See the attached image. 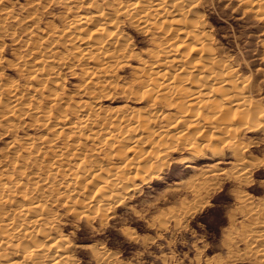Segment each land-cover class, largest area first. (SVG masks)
Returning <instances> with one entry per match:
<instances>
[{
  "label": "rangeland",
  "instance_id": "obj_1",
  "mask_svg": "<svg viewBox=\"0 0 264 264\" xmlns=\"http://www.w3.org/2000/svg\"><path fill=\"white\" fill-rule=\"evenodd\" d=\"M111 1L113 3H111ZM121 1L124 3H121ZM125 1H129L130 3L133 1L135 2L136 0H118V1L117 0H0V85H1L0 86V173H1L0 185L3 186L2 187L3 189L2 188L0 189V195L8 193L7 192L8 188L13 189L12 192H10L13 193L11 194L12 200L9 203V205H6L5 208H10L8 211H10L11 213L12 208L15 205H17L19 201L21 202V199L22 202H24L23 197L27 198L26 196L33 195V197H36L38 200L40 198L39 202L40 203L42 202L41 204L43 211L46 209L45 211H49L48 212L49 215L52 216V214L55 213L54 216L57 217V218L56 217L54 218V216L50 217V220L56 223V225H54L55 223L53 222L54 225L53 228L55 227L56 229H58V230H55V228L53 229L55 234L59 235L60 237L63 235L64 239L66 240L68 239L67 240L68 242L65 240V250H66L65 253L68 256V258L71 259L69 260V262L70 261L73 262V263L70 262V264H215V263L216 264H255V263L260 264L259 249H261L260 246H264L263 245L264 244L263 243L264 242L263 241L264 240L263 237L264 207H262L264 206V124H263L264 123V9L262 7L253 8L249 6L246 1L244 2L243 0H187L186 1V4H188L190 10L188 13H185L184 18L187 20L188 19L190 20V18L192 20L194 19L193 22L195 21V24L198 22L199 23L202 22V25L201 23L200 25L196 24V26H199L196 27V29H198L197 33H199L200 31L199 33L200 35L203 34V32L207 34V35L205 34L202 35L203 37L205 36L204 38H206L203 40V42H204V47L207 49L204 50L205 52L204 51L200 52L199 50L190 51L188 48V44L190 43L193 46L195 45L194 41L190 40V42L189 43L187 42V44L184 45L180 50L183 54L185 53L184 55L187 56L186 57L187 59L185 58L186 61L184 60V64L187 63V66L188 65L191 66L192 62L190 61H192L191 60L192 58H195L196 60L199 59L200 61L197 60V62H201V60L204 61L203 57L206 58L209 55V56H213L212 57L213 59L214 58L215 59L221 58V60L223 59V62L221 61V64L219 63L220 65L218 64L216 66L221 67L222 65H226L227 67L230 66V68L228 67L229 69H233L235 67L233 71L231 70L232 75L230 74V77L231 78L234 77L233 83H236L235 84L236 86L238 85L237 88L238 87L241 88L242 86L241 90L244 89L243 94L247 95L245 97L248 100L252 99L251 100L252 102L250 101V104L252 103L254 104L252 105L254 108V109L252 108V110H254V113L251 112V106L247 111L248 113L249 112L253 113V116H255L254 117L255 121L252 120L253 116L251 113H249L251 114L250 118H246L249 117L248 114H246L247 111L245 114H242L241 116L239 113L236 112L229 113L227 117L225 116L224 114L225 112H224L223 115H219L220 116L219 118H222V116H225V119L229 118V120L231 118L232 120H230V122L233 121L232 125L234 124L231 128L224 127L226 122H224L223 124V122L217 118L216 120L215 118H212L211 121L212 124L211 123L210 124L216 125L217 123V125L219 124L220 126H223V128H226L227 130L226 134L230 133V135L227 134L230 139H226V136H223L220 133L217 135L218 136L217 138L219 139H215L216 132L211 131L214 130V128L209 127L211 125H207L208 123L207 124L204 123V127L201 130H199V127H201L199 125H198L199 127L198 126L185 127V123L191 122L192 120L190 116L191 113L184 110L183 108L181 110L182 113H184L183 111H185V113H188L187 114L188 116H186V119L183 122L179 123V126L177 125L176 130L177 129L183 130L184 132L183 131L182 132L183 134L185 133L184 134L185 137L187 138L188 136L190 137L188 139H191V137L194 140L196 139L195 143L197 142L198 143L194 148L198 147L199 149L195 151L196 152L195 155L197 156L190 155L189 146L191 145L188 146L184 144L183 141L180 139L175 140L174 137H171L176 143L175 145L173 144L174 142L171 143L172 139L170 138L171 139L170 140L169 137H165L164 139L162 138L163 140L162 139L160 140L159 138H157L156 135H151L150 138L146 140L147 143L145 142L144 145H139L140 149H137L138 147L136 148L137 150H140V152H143L141 153L142 155L141 158L142 161L140 162L141 165L149 159L147 153L151 152L152 150L153 151L157 150L156 142L157 143L163 142L164 144L165 141L167 143L169 142L167 146L173 144V146H170L173 148L170 147L168 148V152H166L165 156L162 157V159H160L161 162L159 160L157 163V161L155 162L154 160L155 164H153V162L147 163L148 166L146 167L145 173L143 172V174L141 175L142 177L139 176L138 179V175H140L141 173L137 175H133L127 173V171L125 170L122 171L121 173L120 168L118 169L113 168L115 166L116 167L122 166L121 161L124 160L125 156L131 153L127 151L128 145H130L131 143L129 142L128 144V141L125 140L124 142L123 141L124 139L121 140L120 138L119 140H116L118 138H115L116 141L111 138H110L111 141H109V139L103 140L102 138L104 137L103 130L102 129L99 130V128H96L99 125L92 126V123L96 124V122L97 123L100 122L101 126H104V124H106L111 127L113 126L112 128L115 127L117 128L118 124H121L120 121L124 119L122 117L134 116L132 113L135 112L134 114L136 115V117H133L134 120H137L138 117L142 116V118L140 119L143 120V122L145 123L144 125L142 124L144 127L141 128L147 131L145 127H149V128L153 127V129H155L156 127L158 128L160 126L159 129L166 128L169 125L170 121L176 118V115L178 113L181 114L180 112L177 113L176 109L173 108L174 106L172 107L166 105L163 106V111L165 113L166 112L168 113V116L165 117H168L169 119L166 120L164 116H162V114H161L162 117L159 116V118L158 116H155L153 113L154 105L151 104L149 99H146V94L143 93L141 87L142 82H140L141 80L139 78L142 68L146 66L145 67L146 69L149 66L146 63L150 64L154 62L157 57L160 58L161 56H163L160 51V46L157 44H159L161 41L162 42L165 41L164 40L165 34L162 35V33H160L161 31H158L157 28L155 29L154 26L153 27L151 26L149 32L142 31L136 28L134 24L132 25L130 19L127 20L128 19L127 17L126 18L121 17L120 19L121 21L119 20L118 22V26H119L118 28L119 31L122 33L124 40L126 39L125 42L128 41L126 51H128L129 54L128 57L127 56L125 57L127 61H125L126 63L124 62V64L120 62L121 64L119 63L117 64V66L114 65L112 67L113 70H111V72L109 73L110 79L108 78V80H111L112 78L111 84L109 83L110 82L109 81L108 83L100 82L99 83L100 85L98 84V82L92 83L94 84L92 85L91 83L87 84L85 81H82L86 79L85 77L86 74H83L84 72L82 71L84 70L85 67L81 68V66H86V65L79 64L80 62L76 61L75 59L77 57L75 56L73 57L74 53L71 54L70 53L71 51H68L69 49H67V47H69L70 41L69 38H67L65 33L63 32L64 29H66V24H68L70 21H73V19L74 20L78 19V16L85 13L88 14V12L89 13L96 12V10L114 12L115 7L119 6V4L116 3L126 4ZM107 6L109 8H107ZM5 11L7 12V15ZM2 17L5 18L3 19ZM167 20L168 18H166L165 23L160 24L161 28H165L167 26L172 28L174 26H177V25L169 24ZM181 38L187 40L186 37L180 35L178 36V38H176L177 39L176 42H180L181 40H183ZM37 45H39L38 48H36ZM157 46L159 47V50H157L158 48ZM47 48L49 49L47 50ZM64 48L67 49V52ZM30 49L32 50L30 51ZM50 49L51 50L54 49V50L51 51ZM149 49H151V51ZM209 49H212L211 55L209 54L210 52ZM57 50H59L58 52L60 53L56 52ZM46 51L48 53H46ZM154 52L157 55H154L155 54ZM61 53L62 54L66 53L65 55L67 57L65 56L66 58H63V55H61ZM56 54H58L59 56ZM151 55H153L154 57H152ZM60 56L63 59H60ZM209 56L206 59L209 60ZM57 59L58 61L56 63ZM73 61H75V63ZM38 62L39 64H37ZM49 62H51L53 66L48 65L50 64ZM59 62L62 65L63 64L64 65L62 66ZM217 63L218 61L215 64ZM91 64H93V61H90L88 63V65ZM70 65H73L71 66L72 68H70ZM50 66L51 68H49ZM140 66H142V68H139ZM52 67L55 68V71L52 70L53 69ZM26 68L30 70H27ZM57 69L59 70L57 71ZM56 71L58 75L55 74ZM32 72L34 74H32ZM192 72H194V75H192L193 77L190 75L189 77L184 78L186 74L185 75L181 74L184 77H180L182 78L180 81L183 82L184 87L188 88V91L191 89L190 87H193L194 83L197 84L203 82L201 78L198 79L195 76V73H197L196 71H192ZM52 73L54 75H52ZM233 73L236 75H234ZM136 74L137 76L139 75L138 78ZM203 74L205 75L206 73L203 72ZM40 76H42L43 79L44 78L45 79L44 80L40 79L41 80L40 81L39 78H42ZM135 77L137 79H134ZM242 77L243 80L247 77L246 78L247 80L245 79L244 83L242 82L243 80H241ZM96 78L97 79L100 78L99 74H96L94 80H97ZM101 78L103 77L101 76ZM138 79L140 83L138 82V84H136ZM185 79L187 80L185 82L188 83H185L183 81ZM220 79L221 78H216L214 80H210L207 82L204 81V85L206 86V88H208L207 84L209 85V83L211 82L216 83V81H219ZM240 80L242 84L237 83ZM83 82L84 84H82ZM38 83L40 85H38ZM5 85L6 86L8 85V87H5ZM87 86L90 88H87ZM31 88L33 89L31 90ZM93 89L95 90L93 91ZM17 90L21 92H18ZM87 91L88 92L93 91V93L88 94ZM183 91L185 90H181L180 94L171 93V95H169L168 97L172 99L175 96L174 100L175 99L179 100L181 97H183L182 95L184 93ZM16 93L18 94L16 95ZM8 94L11 96H9ZM51 96H53L54 98H52ZM95 96H97V98ZM184 97L186 98V95ZM184 97L183 100H185ZM57 98L58 99L61 98L60 101H57L58 100ZM22 99L24 100V102ZM25 101L30 106L25 105L27 104L25 103ZM74 101L78 103H75ZM88 101L92 103V105L89 104V106H84L82 102H88ZM21 102H23L22 105ZM5 103L7 105L8 104L9 105L12 104V105H10L9 108ZM224 104H225L224 106L227 107L228 103H224ZM15 105L18 109L15 107ZM21 106L22 108H20ZM184 106L187 107V109H189V106L187 105ZM211 106H214V104ZM26 107L28 108L25 109ZM30 107L31 109H35V110L30 111L31 110ZM203 107H205L206 110ZM207 107L208 105L201 106V108H203V110L206 111V112L204 111L205 114L206 113L210 114L209 112L210 109H208L210 107L208 108ZM44 108L47 109L42 110ZM74 108L77 109V111L75 110L74 113L75 116L72 113L74 111ZM193 108H195L194 105L191 107V109ZM22 109L23 111L21 113ZM56 109L58 110V112ZM9 110H11L12 112H10ZM41 110L45 111L48 114L45 115V112H43L41 115ZM6 111H8V114ZM34 111L35 113H33ZM170 111L172 113L175 112L176 113L171 114ZM255 111H257V113ZM51 112L56 115L52 116L53 114ZM60 112L63 114H61ZM87 112H89V116H87V119L83 120L84 121L83 123L82 121L83 118L82 119L80 118L81 115L80 113L85 114ZM94 112L95 114H93ZM149 113L150 114L152 113L155 117H153V115H148ZM35 114H37V116H35ZM67 115H73V116H67ZM91 115L93 116L97 115V116L96 117L94 116L95 118L93 119ZM111 115L115 118L116 117L119 118L116 119L117 121L115 120L116 123L118 124H115L114 121L115 118L113 117L110 118ZM256 115H258V117ZM10 118L12 119L9 120ZM34 118L36 121H38L37 123L34 120ZM39 118H41V120L44 121H41ZM146 118H148V120ZM150 118H157V119L156 120L154 119L155 121H152V119ZM240 118L242 120H239ZM243 118L248 119L250 123L251 121H253L252 125L249 122H246V120H244ZM77 119H78V123H77ZM90 120H92L93 122ZM174 120L171 121V123L174 122ZM218 120H220L219 122H221L222 125L219 122H217ZM256 120L257 123L255 124L254 122H256ZM11 121H14L15 123ZM146 121H148L149 124L145 126V124H147ZM241 121L242 122L245 121L244 124L246 123V125L243 124L240 127L242 123ZM129 123L134 124L133 120L131 119L129 120ZM13 124H15L16 126ZM60 124H62L63 126H60ZM157 124L159 125L156 126ZM247 125L252 126L251 129L249 128L248 130L247 127L249 126ZM255 125H257V128L254 127ZM47 126L49 127L52 126V128L50 129ZM76 126L79 128L80 131L78 130V128L76 129ZM220 126L218 127L221 128ZM12 127H16V128L11 129ZM54 129L55 130L58 129L57 132L54 131L55 133H57V136L53 132ZM232 129H234L235 133L234 132L232 133L233 131ZM63 133L64 135H62ZM231 133L235 136H232ZM91 134H93L94 138H91L89 136ZM96 136L97 138H95ZM95 139H99L98 141L102 139L101 140L102 142L97 143L98 141ZM44 140L51 142H49L50 144H47V141ZM26 141H30V143L28 142L30 147L28 146V144H26L27 143ZM236 141L240 142V144ZM71 143L73 145L75 144V146L77 145L76 148L72 147ZM95 143H97L98 146L99 144H101L100 146L102 148L100 146H99L100 148L96 147ZM163 143L162 145H164ZM179 143L180 144L182 143L181 144L182 146L184 145L186 146L184 147H182L181 145L178 146ZM53 144L58 149L62 148L60 146H63V148L58 150ZM153 144L155 146H153ZM21 145H24V147L23 146L20 147ZM119 145L122 146L126 145V146L121 147ZM69 146L72 149L68 148ZM93 146L94 148H92ZM175 146L177 147L175 148ZM237 146H238L237 149H239L240 147L241 149L239 150L241 151L235 148ZM37 147L43 150H40ZM26 148L28 150L23 151V149ZM234 148L237 151H234L235 150ZM68 149H70L71 151H69ZM118 149L120 151L121 150L123 151L120 152ZM80 150L83 151V153H81ZM116 150L122 155H119V153H117ZM96 151H98V153ZM198 151H202V152L200 153ZM70 152H72L73 155ZM78 152H80L81 155ZM47 153L49 154L48 156ZM64 153L65 154L69 153L67 155L68 157L66 156L69 159L63 157ZM234 153L238 155L234 157L233 156ZM20 155H24V156H20ZM74 155L76 156L74 157ZM83 155L85 156L89 155V156L85 157ZM138 155H140V153ZM13 156L15 158H13ZM60 156L63 157L62 160ZM237 157L241 161V163L237 159ZM71 158L72 159L76 158V160L75 159L72 160ZM246 159L249 161H246ZM50 160L52 161V163L50 162ZM79 160L80 162H78ZM37 162L39 163L36 166H34ZM237 162L239 163L238 165ZM247 162L251 164L249 165V163ZM9 163L11 164L9 165ZM106 163L107 164L109 163L108 167H106L107 166ZM53 164L56 165V168L53 167L54 166ZM157 164H163L160 165V167L162 166L164 167L160 168ZM240 164L246 166L244 167L243 165ZM45 165L48 167V169L47 167L45 168L43 167ZM211 165L212 167H209ZM77 166H81V167H77ZM111 166L113 167L110 170ZM157 166L159 167V169ZM82 167L84 168L85 171L82 170L80 172L79 168L83 169ZM7 168L8 170L7 172H5ZM89 168L91 170H88ZM93 168L94 171L92 170ZM104 168L106 169L104 170ZM60 169H62L63 171ZM74 169L77 175L79 176L77 177L74 176L76 175ZM113 169L115 171H112ZM14 170H18V171L15 172ZM109 170L112 171L113 173L119 170L120 173L123 174L124 176L127 175H129V177L133 176L132 177L133 179H130V181L132 180L131 182L123 181L122 183H119L120 185L118 186H122V187H118L106 193L107 195H109V196L106 195L107 197H109L108 200L109 203L105 204V206H107L106 208L104 207V205L103 206L101 205L100 207L99 206L97 207L95 205V207L100 208V210L96 208L95 211H91L94 205L90 206L92 208L91 209L89 206L86 205L84 206V204H87L88 203L87 201H90L92 197H93L92 199L95 198V194L98 193V188L101 185L100 183H103L101 181L104 179V177L108 176ZM154 170L155 172H153ZM204 170L206 171L204 172ZM236 170L239 173L238 172L236 173ZM42 171L43 173H41ZM52 171L55 172L52 173ZM146 171L148 172V174ZM208 171L209 172L211 171V173L214 175H212ZM215 171L217 172L216 174L214 173ZM202 172L204 173L202 174ZM51 173L54 175H51ZM80 173L82 175H80ZM197 173L199 175H196ZM19 174L21 175V177ZM31 174H33V176H31ZM149 174L151 177L149 176ZM153 174H155L156 177ZM40 176L42 177L44 176V177L41 178ZM192 176L195 179H193ZM97 177L102 180L96 179ZM43 179L45 181H42ZM48 180H50L51 182L50 181L48 182ZM241 180L246 181L244 182L245 184L241 183ZM22 181L26 183V185H24L23 183V187L21 184ZM35 182L37 183L35 184ZM6 183L7 185H5ZM45 183L48 184L47 185L48 187L50 186L51 187L48 188L42 185ZM32 185H34L33 186L34 188L32 187ZM38 187L40 189H38ZM73 187H75L73 189L74 191L71 189ZM126 188H128V190ZM17 189L19 190L23 189V190L20 192ZM2 190H4L3 191L4 193L2 192ZM27 191H29V193H27ZM26 193L28 195H25ZM19 194H23V197ZM46 195H48V197ZM87 196L88 198H86ZM89 196L91 198H89ZM73 198H75V200ZM13 200H15L14 203ZM46 200L49 201L48 204H46L45 202ZM83 207L86 208L84 209ZM102 207L103 209L105 208V210H103ZM80 210H82V212H80ZM257 212H259V214H257ZM260 214L263 215V216L261 215L263 220L262 218H260L259 216ZM251 216L253 219L250 218ZM259 226L262 227L263 229L260 228ZM258 228L262 230L260 231L261 233L259 232ZM252 230H254L255 233H253ZM243 236H245L244 237L245 239L242 238ZM260 236L262 237L260 238ZM118 237L120 238L119 240L117 239ZM228 237H230V239H228ZM257 240L259 241L260 246L258 245L259 243H257ZM251 243H253V245ZM252 247L254 248L258 247L255 249L256 252L253 251L254 248Z\"/></svg>",
  "mask_w": 264,
  "mask_h": 264
},
{
  "label": "bare ground",
  "instance_id": "obj_2",
  "mask_svg": "<svg viewBox=\"0 0 264 264\" xmlns=\"http://www.w3.org/2000/svg\"><path fill=\"white\" fill-rule=\"evenodd\" d=\"M118 1V0H117ZM186 1L187 0H136L135 2L133 1V2H130L129 3V1H125L126 2V4H120V3H116V4H119V6L118 7H115V9H114V12L113 11H111V12H106V11H102V10H96V12H91V13H89L88 12V14H82V15H80V16H78V19H76V20H74L73 18V21H70L68 24H66V29H64V33H65V35H66V37L67 38H69V41H70V44H69V47H67V49H69L68 51H71L70 53L71 54H73V57L75 56V57H77V58H75L76 59V61H79L80 63L79 64H81V65H86V66H81V68H84V70H82L84 73L83 74H86V79L85 80H82V81H85L87 84L88 83H97L98 82V84L100 83V82H106V83H108L109 81V83L111 84V80H112V78H111V80H108V78L110 79V72H111V70H113L112 69V67L114 66V65H116L117 66V64H119L120 62L122 63V64H124V62L125 61H127V59L125 58L126 56L128 57V51H126V49H127V42H125V40H124V38H123V36H122V33L119 31V26H118V22H119V20L121 19V17H124V18H128L127 20H129L130 19V21H131V23H132V25L134 24V26L136 27V28H138V29H140V30H142V31H146V32H149V30H150V28H151V26L153 27H155V29L157 28V30L158 31H161L160 33H162V35L163 34H165L164 35V37H165V41H161L159 44H157V45H159L160 46V51H161V53H162V55L163 56H161L160 58H156V60L154 61V62H152V63H150V64H148V63H146L147 65H149L146 69H145V67H143L142 68V66H140L139 68H142V71H141V74H140V76H139V78H140V82H142V90H143V93H145L146 94V99H149L150 100V102H151V104H153L154 105V109H153V113H154V115L155 116H158V118H159V116H161V114H162V116H164V118L166 119V120H168L169 118L168 117H165V116H168V113L166 112H164L163 111V106H166V105H168V106H174L173 108L174 109H176V111H177V113L178 112H180L181 114H177L176 115V118H174V119H172L171 121H173L174 120V122H172L171 123V121H170V123H169V125L166 127V128H162V129H159V127L157 128H155V129H153V127H151V128H149V127H145L146 129H147V131L145 130V129H142L141 127H144L143 125H144V123L145 122H143V120H141L140 118H142V116L141 117H138L137 118V120H134V118L133 117H136V115L134 114L135 112H133L132 114L134 115V116H124V117H122V118H124L123 120L124 121H127V122H124L123 120H121L120 121V123L121 124H118V123H116V119L118 118V117H113L112 115H111V117L110 118H115L114 119V121H115V124H118V127L116 128H112L111 126H109V125H106V124H104V126H101V123L100 122H96V124L95 123H92V126H96V125H99L98 127H96V128H99V130H103V135H104V137H102L103 138V140H107V139H109V141H111L110 140V138L111 139H113V140H115V138H118V139H116V140H119V138L121 139V140H123L124 142H125V140L126 141H128V144H129V142L131 143L130 145H128V150L127 151H129V152H131L129 155H127V156H125L124 157V160H120L121 162H122V166L120 167H116L115 165H113V166H115V167H113V166H111V168H110V170L112 169V167L113 168H120V171H121V173H122V171H127V173H130V174H133V175H137V174H140V175H138V179H139V176L140 177H142L141 175L143 174V172L145 173V170H146V167L148 166V164L147 163H149V162H153V164H155L154 163V160H155V162L157 161V163H158V161L160 160V159H162V157H164L165 156V154H166V152H168V148L170 147V146H173V144H175L176 145V143L174 142V140L171 138V137H174V139L176 140H178V139H180V140H182L183 141V143L184 144H186V145H191V146H189L190 147V151H189V154L190 155H195L196 154V150L198 149V147L197 148H194L196 145H197V143H195L196 141V139L194 140V139H192V137H191V139H188V138H190L189 136H188V138L187 137H185V133L183 134V130H176V128H177V125L179 126V123H181V122H183L185 119H186V116H188L187 114L188 113H185V111H183L184 113H182V109L184 108V110H186V111H188L189 113H191V122H186L185 123V127H188V126H201V127H199V130H201L203 127H204V123H208L207 125H211L212 123H211V121H212V118H215V120H216V118L217 119H220L222 122H223V124H224V122H226V124H225V126L224 127H229V128H231L233 125H232V123H233V121H231L230 122V120H232L231 118H230V120H229V118L228 119H225V116L227 117L228 115H229V113H239L240 114V116L242 115V114H245L246 113V111L250 108V106H251V112H253L254 113V110H252V108H253V106L252 105H254L253 103L252 104H250V101L252 100H248L245 96H247V95H244L243 94V90H241V88H242V86H241V88L240 87H238L237 88V86L235 85L236 83H233L234 82V77L233 78H231L230 77V74L232 75V73H231V70L233 71V69L235 68H233V69H229L230 68V66H226V65H222L221 67L220 66H216V65H218L219 63L221 64V61L223 62V59L221 60V58L220 59H213L212 57L213 56H209V60L208 59H206V58H204L203 57V60L204 61H202L201 60V62H197V60H199V59H195V58H192L191 60L192 61H190V62H192V64H191V66L190 65H188L187 66V63L186 64H184V60H185V58L187 57L186 55H184L180 50H181V48L184 46V45H186L187 44V42L189 43L190 42V40L191 41H194V46L193 45H191L190 43L188 44V48H189V50L190 51H194V50H199L200 52H203L205 49H207V48H205L204 47V42H203V40L204 39H206V38H204L202 35H207L206 33H204L203 32V34H199L200 33V31H199V33H197V30L198 29H196V27H199V26H196V24L197 25H200V23H201V25H202V22H198V23H196L195 24V21L193 22V20L190 18V20L188 19H185L184 17V15H185V13H188L189 12V7H188V4H186ZM244 2L246 1L247 3H248V5L249 6H251V7H262L263 9H264V0H243ZM120 2V1H119ZM105 3V2H104ZM111 3H113L112 1H111ZM121 3H124V2H122L121 1ZM185 4V5H184ZM192 4H193V2H192ZM86 5V4H85ZM88 5V4H87ZM111 5V4H110ZM190 5V4H189ZM113 6V5H112ZM186 6V7H185ZM78 8V7H77ZM84 8V7H83ZM107 8H109L108 6H107ZM110 8H111V6H110ZM86 9V8H85ZM84 9V10H85ZM97 9V8H96ZM256 9V8H255ZM259 9V8H258ZM261 9V8H260ZM83 10V11H84ZM252 10H254V9H252ZM82 11V12H83ZM6 12V11H5ZM4 14V13H3ZM6 15H7V12H6ZM4 16V15H3ZM5 17H7V16H5ZM5 17H2L3 19L5 18ZM74 17V16H73ZM166 18H168V20H167V22L169 23V24H173V25H177V26H174V27H169V26H167V27H165V28H161V25L160 24H162V23H165L166 22ZM197 18V17H196ZM72 19H70V20H72ZM28 20V19H27ZM192 20V21H191ZM121 21V20H120ZM157 24H158V26H157ZM133 26V27H134ZM65 28V27H64ZM202 28V27H201ZM201 28H200V30H201ZM63 29V28H62ZM202 31H204V30H202ZM50 33V32H49ZM62 33V32H61ZM11 34V33H10ZM169 34V35H168ZM9 35V34H8ZM58 35V34H57ZM60 35V34H59ZM161 35V36H162ZM166 35H168V36H166ZM180 35H182L183 37H186V39L187 40H185V39H183V38H181V39H183V40H178V41H180V42H176V38H178V36H180ZM51 36V35H50ZM207 37V36H206ZM41 39V38H40ZM174 39H175V42H174ZM28 40V39H27ZM123 40V41H122ZM161 40V39H160ZM189 40V41H188ZM51 41V40H50ZM65 41V40H64ZM64 41H63V43H64ZM54 42V41H53ZM158 43V42H157ZM155 45V44H154ZM38 46L39 45H37V47L36 48H38ZM158 47V46H157ZM35 49V48H34ZM49 48H47V50H48ZM65 49V48H64ZM67 49H65L66 50V52H67ZM32 49H30V51H31ZM51 50V49H50ZM49 50V51H50ZM52 50H54V49H52ZM51 50V51H52ZM150 51H151V49H149ZM149 50H148V52H149ZM157 50H159V47L157 48ZM59 50H57L56 52H58ZM209 54L211 55L212 53H211V51H212V49H209ZM34 52H35V50H34ZM155 52H157V51H155ZM154 52V53H155ZM181 52V53H180ZM205 52V51H204ZM41 53V52H40ZM46 53H48L47 51H46ZM58 53H60V52H58ZM160 53V54H161ZM206 53H207V51H206ZM66 54V53H65ZM65 54H62L61 53V55H63V58H66L67 56L65 55ZM28 55H30V54H28ZM44 55H46V54H44ZM56 55H58V54H56ZM56 55H55V57H56ZM154 55H157L156 53L154 54ZM214 55V54H213ZM24 56V55H23ZM40 56V55H39ZM51 56V55H50ZM59 56V55H58ZM58 56H57V58H58ZM66 56V57H65ZM130 56V55H129ZM152 57H154L153 55H151ZM160 56V55H159ZM185 56V57H184ZM45 57V56H44ZM133 57V56H132ZM33 58H36V57H33ZM40 58V57H39ZM38 58V59H39ZM61 56H60V59H63ZM217 58V57H216ZM47 59H49V58H47ZM69 59V58H68ZM78 59V60H77ZM125 59V60H124ZM187 59V58H186ZM193 59H195V60H193ZM206 59V60H205ZM17 60V59H16ZM35 60V59H34ZM67 60V59H66ZM123 60V61H122ZM208 60V61H207ZM218 61V63L217 64H215L217 61ZM33 61V60H32ZM57 61H58V59L56 60V63H57ZM61 61H63V60H61ZM90 61H93V64H91V65H88V63L90 62ZM186 61V60H185ZM200 61V60H199ZM220 61V62H219ZM225 61V60H224ZM67 62V61H66ZM74 63H75V61H73ZM25 63H28V62H25ZM35 63V62H34ZM50 64H48V65H52L51 64V62H49ZM54 63V62H53ZM60 63V62H59ZM120 63V64H121ZM126 63V62H125ZM37 64H39V62L37 63ZM43 64V63H42ZM61 64V63H60ZM66 64V63H65ZM78 64V65H79ZM142 64V63H141ZM145 64V63H144ZM190 64V63H189ZM219 64V65H220ZM223 64H225V63H223ZM28 65V64H27ZM32 65V64H31ZM47 65V66H48ZM62 65V64H61ZM64 65V64H63ZM62 65V66H63ZM230 65V64H229ZM233 65V64H232ZM46 66V65H45ZM53 66V65H52ZM71 66H73V65H70V68H72ZM177 66V67H176ZM31 67V66H30ZM59 67V66H58ZM65 67V66H64ZM80 67V66H79ZM174 67V68H173ZM19 68V67H18ZM41 68V67H40ZM46 68V67H45ZM49 68H51V66L49 67ZM53 68V67H52ZM55 68H56V66H55ZM55 68H53L52 70H54L55 71ZM66 68V67H65ZM69 68V69H70ZM20 69V68H19ZM27 70H30V69H28V68H26ZM33 69V68H32ZM38 70H40V69H38ZM59 69H57V71H58ZM81 70V69H80ZM33 71V70H32ZM48 71V70H47ZM57 71L55 72V74H57ZM140 71V70H139ZM192 71H196L197 73H195V76L199 79V78H201V80L203 81H201L202 83H197V84H193V87H190L191 89L188 91V88L187 87H184L183 85V82H181L180 80L182 79V78H180V77H184V76H182V75H188V76H186L185 75V77L184 78H186V77H189L190 75L192 76V75H194V72H192ZM35 72V71H34ZM53 72V71H52ZM203 72H205L206 74L204 75L203 74ZM39 73V72H38ZM193 73V74H192ZM234 73H235V71H234ZM233 73V74H234ZM32 74H34L33 72H32ZM46 74V73H45ZM96 74H99V76H100V78H101V76L103 77V78H96L97 80H94V77L96 76ZM112 74V73H111ZM138 74H139V72H138ZM182 74V75H181ZM39 75V74H38ZM37 75V76H38ZM47 75H49V74H47ZM47 75H45V76H47ZM51 75V74H50ZM52 75H54L53 73H52ZM58 75V74H57ZM234 75H236V74H234ZM44 76V77H45ZM136 76H137V74H136ZM138 76H137V78H138ZM194 76V77H195ZM245 76V75H244ZM35 77H36V75H35ZM39 77V76H38ZM40 77H42V76H40ZM98 77V76H97ZM193 77V76H192ZM55 78V77H54ZM136 77L134 78V79H137ZM183 78V79H184ZM191 78V77H190ZM216 78H221L219 81H216V83H213V82H211V83H209V85L207 84V87L208 88H206V86L204 85V81L205 82H207V81H210V80H214V79H216ZM239 78V77H238ZM247 78V77H246ZM245 78V79H246ZM36 79V78H35ZM40 79H43V77L42 78H39V80ZM45 79V78H44ZM43 79V80H44ZM47 79H49V78H47ZM236 79V78H235ZM240 79V78H239ZM245 79L243 80V77H242V79L241 80H243L242 82L244 83V81H245ZM55 80V79H54ZM54 80H53V82H54ZM189 80V79H188ZM194 80H196V79H194ZM238 80V79H237ZM241 80L239 81V82H237V81H235V82H237L238 84L239 83H241L242 84V82H241ZM247 80V79H246ZM35 81V80H34ZM41 81V80H40ZM57 81V80H56ZM184 82L185 81H187L186 79L185 80H183ZM190 81V80H189ZM12 82V81H11ZM133 82V81H132ZM135 82V81H134ZM138 82H139V79L137 80V83L136 84H138ZM139 82V83H140ZM43 83V82H42ZM85 83V84H86ZM145 83V84H144ZM185 83H188V82H185ZM9 84V83H8ZM11 84H13V83H11ZM31 84V83H30ZM82 84H84V82L82 83ZM86 84V85H87ZM90 84V85H91ZM16 85V84H15ZM28 85V84H27ZM26 85V86H27ZM38 85H40L39 83H38ZM37 85V86H38ZM60 85H61V83H60ZM92 85H94V84H92ZM100 85V84H99ZM105 85V84H104ZM109 85V84H108ZM191 85V84H190ZM1 86V85H0ZM41 86H43V85H41ZM89 86V85H88ZM87 86V88H90V87H88ZM192 86V85H191ZM5 87H8V85L6 86L5 85ZM14 87V86H13ZM82 87H84V86H82ZM81 87V88H82ZM98 87V86H97ZM132 87V86H131ZM2 88V87H1ZM36 88V87H35ZM34 88V89H35ZM240 88V89H239ZM243 88H245V87H243ZM18 89V88H17ZM27 89H28V87H27ZM33 88H31V90H32ZM129 89V88H128ZM13 90H14V88H13ZM95 89H93V91H94ZM181 90H185V91H183L184 93L182 94L183 95V97L186 95V98H185V100H183V97H181L179 100H177V99H175L174 100V98H175V96H174V98H169L168 96L169 95H171V93L172 94H176V93H181ZM6 91H8V90H6ZM18 91V90H17ZM26 91V90H25ZM34 91V90H33ZM40 91V90H39ZM84 91V90H83ZM89 91H91V90H89ZM93 91L92 92H88L87 91V93L88 94H92L93 93ZM100 91H102V90H100ZM14 92H16V91H14ZM18 92H21V91H18ZM56 92V91H55ZM187 92H189V93H187ZM11 93V92H10ZM102 93V92H101ZM7 94V93H6ZM18 93H16V95H17ZM29 94V93H28ZM50 94H53V93H50ZM49 94V95H50ZM55 94V93H54ZM57 94V93H56ZM83 94V93H82ZM106 94H108V93H106ZM9 95V94H8ZM24 95H25V93H24ZM181 95V96H182ZM250 95V94H249ZM9 96H11V95H9ZM14 96H15V94H14ZM31 96V95H30ZM48 96V95H47ZM87 96V95H86ZM28 97V96H27ZM52 98H54L53 96H51ZM92 97V96H91ZM96 98H97V96H95ZM98 97H99V95H98ZM8 98V97H7ZM11 98V97H10ZM13 98V97H12ZM15 98H17V97H15ZM30 98V97H29ZM95 98V99H96ZM176 98H177V95H176ZM248 98H249V96H248ZM252 98V97H251ZM24 99V98H23ZM22 99V100H23ZM58 99V98H57ZM61 99V98H60ZM60 99H58L57 101H60ZM92 99H94V98H92ZM2 100V99H1ZM6 100V99H5ZM10 100V99H9ZM18 100H19V97H18ZM29 100V99H28ZM27 100V101H28ZM69 100V99H68ZM83 101H86V100H83ZM23 102H24V100H23ZM23 102H21V105H22V103ZM52 102V101H51ZM75 102V101H74ZM252 102V101H251ZM7 103H8V101H7ZM9 103H12V102H9ZM16 103V102H15ZM25 103H27L26 101H25ZM57 103V102H56ZM64 103V102H63ZM75 103H78V102H75ZM83 104H84V106H89V104L90 105H92V103H90L89 101L88 102H82ZM82 103H80V104H82ZM94 103V102H93ZM224 103H228V105H227V107L226 106H224L225 104ZM6 104V103H5ZM18 104V103H17ZM50 104V103H49ZM66 104V103H65ZM214 104V106H211V105H213ZM7 105V104H6ZM10 105H12V104H10ZM9 104L7 105L8 107L10 106ZM25 105H27V106H30V105H28V103L27 104H25ZM64 105V104H63ZM184 105H187V106H189V109H187V107H185ZM195 106V108H193V109H191V107L192 106ZM205 105H208V107H210V108H208V109H210V114H205L204 113V111L206 110L205 109V107H203L205 110H203V108H201V106H205ZM20 106V105H19ZM32 106V105H31ZM62 106V105H61ZM82 106V105H81ZM150 106H152V105H150ZM149 106V107H150ZM191 106V107H190ZM199 106H200V108H199ZM228 106H229V109H228ZM15 107H16V105H15ZM33 107V106H32ZM80 107V106H79ZM95 107V106H94ZM97 107V106H96ZM99 107V106H98ZM255 107V106H254ZM10 108V107H9ZM17 108V107H16ZM20 108H22V106L20 107ZM28 107H26L25 109H27ZM48 108V107H47ZM47 108H44V109H42V110H45V109H47ZM86 108V107H85ZM88 108V107H87ZM18 109V108H17ZM30 109H31V107H30ZM60 109V108H59ZM70 109H71V107H70ZM83 109H84V107H83ZM94 109H96V108H94ZM254 109V108H253ZM8 110V109H7ZM11 110H12V108H11ZM11 110H9L10 112H12ZM32 110H35V109H31L30 111H32ZM41 110V115H42V113L43 112H45V111H42ZM57 110V109H56ZM75 110L77 111V109H75L74 108V111L72 112L73 114L75 113ZM87 110V109H86ZM92 110V109H91ZM151 110V109H150ZM164 110H166V109H164ZM203 110V111H202ZM225 110H228V111H225ZM17 111V110H16ZM15 111V112H16ZM19 111V110H18ZM22 111H23V109L21 110V113H22ZM49 111V110H48ZM63 111V110H62ZM71 111V110H70ZM90 111V110H89ZM93 111V110H92ZM97 111V110H96ZM95 111V112H96ZM102 111V110H101ZM128 111V110H127ZM148 111V110H147ZM7 112V114H8V111H6ZM14 112V113H15ZM24 112H26V111H24ZM23 112V113H24ZM39 112V111H38ZM54 112V111H53ZM57 112H58V110H57ZM79 112V111H78ZM95 112L93 113V114H95ZM149 112V111H148ZM171 112V111H170ZM206 112V111H205ZM225 112V113H224ZM251 112H249V113H251ZM256 113H257V111H255ZM13 113V114H14ZM33 113H35V111L33 112ZM37 113V112H36ZM52 113V112H51ZM61 113V112H60ZM121 113V112H120ZM119 113V114H120ZM123 113V112H122ZM176 113V112H175ZM175 113H172L171 112V114H175ZM223 113L225 114V116H222V118H219L220 116L219 115H223ZM248 113V111H247V113L246 114H248V116L249 117H246V118H250V115L252 114V116H253V113H251V114H249ZM255 113V114H256ZM25 114V113H24ZM38 114V113H37ZM37 114H35V116H37ZM46 114H48V113H46L45 112V115ZM53 114V113H52ZM58 114V113H57ZM61 114H63V113H61ZM65 114V113H64ZM67 114V113H66ZM69 114H70V112H69ZM81 115H80V118L82 119V121L84 120V119H87V116H89V112H87V113H80ZM90 114H92V113H90ZM2 115H5V114H2ZM18 115V114H17ZM54 115H56V114H53L52 116H54ZM100 115V114H99ZM109 115V114H108ZM129 115V114H128ZM138 115V114H137ZM148 115H153L152 113L150 114H148ZM153 115V117H155ZM170 115V114H169ZM236 115V114H235ZM262 115V114H261ZM34 116V117H35ZM67 116H73V115H67ZM74 116H75V114H74ZM92 117H93V119L97 116H93V115H91ZM90 116V117H91ZM101 116H103V115H101ZM115 116V115H114ZM140 116V115H139ZM161 116V117H162ZM231 116V115H230ZM233 116V115H232ZM239 116V117H240ZM257 117H258V115H256ZM19 117V116H18ZM32 117V116H31ZM40 117H43V116H40ZM48 117V116H47ZM46 117V118H47ZM64 117H65V115H64ZM148 117V116H147ZM175 117V116H174ZM224 117V118H223ZM255 116H253V118H252V120H254L255 121V118H254ZM9 118V117H8ZM17 118V117H16ZM49 118V117H48ZM61 118V117H60ZM63 118V117H62ZM70 118V117H69ZM68 118V119H69ZM78 118V117H77ZM103 118H105V117H103ZM103 118H101V119H103ZM109 118V119H110ZM173 118V117H172ZM6 119V118H5ZM12 118H10L9 120H11ZM40 120H41V118H39ZM54 119V118H53ZM55 119H56V117H55ZM67 119V120H68ZM100 119V118H99ZM119 119V118H118ZM133 120V123L134 124H130L129 123V120ZM136 119V118H135ZM144 119V118H143ZM147 120H148V118H146ZM150 119H152V121H155L157 118H150ZM155 119V120H154ZM171 119V118H170ZM244 119V118H243ZM256 119H258V118H256ZM34 120H35V118H34ZM62 120V119H61ZM142 122H141V121ZM203 120V121H202ZM220 120H218L217 122H219ZM238 120V119H237ZM239 120H242L241 118L239 119ZM244 120H246V122H249L250 123V121L248 120V119H244ZM6 121V120H5ZM8 121V120H7ZM22 121V120H21ZM36 121V120H35ZM41 121H44V120H41ZM74 121V120H73ZM86 121V120H85ZM90 121H92V120H90ZM89 121V122H90ZM99 121H101V120H99ZM103 121V120H102ZM106 121V120H105ZM10 122V121H9ZM11 122H14V121H11ZM16 122H18V121H16ZM33 122V121H32ZM38 121H36V123H37ZM50 122H52V121H50ZM56 122V121H55ZM66 122V121H65ZM76 122V121H75ZM81 122V121H80ZM93 122V121H92ZM112 122V121H111ZM147 122V124H145V126L146 125H148L149 123H148V121H146ZM234 122H236V121H234ZM242 122V121H241ZM244 122L245 121H243L242 123H241V125H240V123H239V125H240V127L244 124ZM261 122V121H260ZM15 123V122H14ZM23 123V122H22ZM21 123V124H22ZM45 123H46V120H45ZM59 123V122H58ZM70 123H71V121H70ZM77 123H78V119H77ZM77 123H74V124H77ZM83 123H84V121H83ZM153 123V122H152ZM211 123V124H210ZM216 123V122H215ZM221 125H222V123L221 122H219ZM252 123H253V121H251V125H252ZM255 124L257 123V120H256V122H254ZM5 124V123H4ZM10 124V123H9ZM53 124V123H52ZM54 124H56V123H54ZM68 124V123H67ZM73 124V123H72ZM88 124V123H87ZM109 124H110V121H109ZM114 124V123H113ZM112 124V125H113ZM143 124V125H142ZM264 124V123H263ZM13 125H15V124H13ZM51 125V124H50ZM49 125V126H50ZM71 125V124H70ZM80 125V124H79ZM159 124H157L156 126H158ZM244 125H246V123L244 124ZM259 125V124H258ZM261 125V124H260ZM6 126V125H5ZM16 126V125H15ZM49 126H47L48 128H52V126L51 127H49ZM53 126H55V125H53ZM60 126H63L62 124H60ZM89 126V125H88ZM206 126V125H205ZM218 126H220L219 124L217 125V123H216V125H211V126H209V127H213L214 128V130H211V131H213V132H216V138L215 139H219V138H217L218 136V134L220 133V134H222L223 136H226V139H230L229 138V136L227 135V134H229L230 135V133H227L226 134V132H227V130H226V128H223V126H220L221 128H219ZM247 126H249V125H247ZM10 127H11V125H10ZM46 127V126H45ZM58 127H59V124H58ZM68 127V126H67ZM66 127V128H67ZM243 127H245V126H243ZM242 127V128H243ZM251 127L252 126H249V127H247L248 128V130H249V128L251 129ZM254 127H256L257 128V125H255ZM4 128V127H3ZM13 128H16V127H12L11 129H13ZM61 128V127H60ZM78 127L76 126V129H77ZM149 128V129H148ZM212 128V129H213ZM228 128V129H229ZM237 128H239V127H237ZM72 129V128H71ZM70 129V130H71ZM75 129V130H76ZM90 129H92V128H90ZM244 129V128H243ZM47 130V129H46ZM58 130V129H57ZM57 130H53V132L54 131H56L57 132ZM64 130V129H63ZM78 130H79V128H78ZM197 130V129H196ZM233 131H232V133L234 132V129H232ZM5 131V130H4ZM51 131V130H50ZM80 131V130H79ZM87 131V130H86ZM90 131H92V130H90ZM98 131V130H97ZM96 131V132H97ZM183 131V132H182ZM195 131V130H194ZM198 131V130H197ZM83 132H84V130H83ZM88 132V131H87ZM230 132H231V130H230ZM52 133V132H51ZM62 133V132H61ZM70 133V132H69ZM72 133V132H71ZM79 133V132H78ZM231 133V134H232ZM235 133V132H234ZM243 133V132H242ZM256 133V132H255ZM54 134H56V136H57V133H55L54 132ZM68 134V133H67ZM85 134V133H84ZM83 134V135H84ZM102 134V133H101ZM197 134V133H196ZM200 134V133H199ZM62 135H64V133L62 134ZM66 135V134H65ZM78 135V134H77ZM82 135V136H83ZM98 135V134H97ZM151 135H156L157 136V138H159L160 140L163 138H165V137H169V139L171 140V143L172 142H174L173 144H170V145H168L167 146V144H169V142L167 143L166 141H165V144L162 142V141H160V142H162L164 145H162V143H157L156 142V146H157V150H152L151 152H149V153H147L148 155V157H149V159L147 160V161H145L142 165L140 164V162L142 161V155H141V153H143V152H140V150H137V149H140V146L139 145H144V143L146 142V140H148V138H150V136ZM222 135H219V136H222ZM237 135V134H236ZM45 136V135H44ZM54 136V135H53ZM55 136V137H56ZM73 136V135H72ZM85 136V135H84ZM91 138H94L93 137V134H91V135H89ZM155 136V137H156ZM187 136V135H186ZM232 136H235V135H233L232 134ZM14 137V136H13ZM16 137V136H15ZM54 137V138H55ZM90 137H89V139H90ZM100 137V136H99ZM228 137V138H227ZM259 137V136H258ZM25 138H26V136H25ZM41 138V137H40ZM85 138V137H84ZM95 138H97V136L95 137ZM147 138V139H146ZM194 138V137H193ZM197 138H198V136H197ZM221 138V137H220ZM225 138V137H224ZM223 138V139H224ZM255 138V137H254ZM263 138V137H262ZM86 139V138H85ZM100 139V138H99ZM99 139H95V140H99ZM156 139V138H155ZM162 139V140H163ZM231 139H232V137H231ZM23 140V139H22ZM38 140V139H37ZM41 140H43V139H41ZM77 140V139H76ZM76 140H75V143H76ZM80 140V139H79ZM95 140H94V142H95ZM102 140V139H101ZM96 141L97 143H100V142H102V141ZM115 140V141H116ZM169 140V141H170ZM222 140V139H221ZM234 140V139H233ZM17 141V140H16ZM44 141H47V140H44ZM53 141V140H52ZM54 141H56V140H54ZM78 141V140H77ZM108 141V142H109ZM150 141V140H149ZM207 141V140H206ZM227 141V140H226ZM230 141V140H229ZM23 142H25V141H23ZM27 143L26 144H28V142L30 143V141H26ZM49 142H51V141H49ZM48 141H47V144H50ZM93 142V141H92ZM103 142H105V141H103ZM154 142V141H153ZM200 142V141H199ZM223 142V141H222ZM233 142V141H232ZM236 142H238V141H236ZM41 143V142H40ZM63 143V142H62ZM97 143H95V146L96 147H98V148H100L101 146V144H99V146H98V144ZM147 143V142H146ZM155 143V142H154ZM195 143V144H194ZM225 143V142H224ZM231 143V142H230ZM239 144H240V142H238ZM243 143V142H242ZM250 143V142H249ZM25 144V145H26ZM33 144H35V143H33ZM82 144V143H81ZM84 144V143H83ZM92 144V143H91ZM97 144V145H96ZM104 144V143H103ZM111 144V143H110ZM182 144V143H181ZM180 143L178 144V146H180L181 145ZM42 145V144H41ZM52 145V144H51ZM54 145V144H53ZM65 145V144H64ZM68 145V144H67ZM127 145V144H126ZM126 145H123V146H126ZM166 145V146H165ZM186 145H184V146H186ZM199 145V144H198ZM242 145H244V144H242ZM249 145V144H248ZM252 145V144H251ZM24 147V145H21L20 147ZM28 146H29V144H28ZM32 146V145H31ZM35 146V145H34ZM40 146V145H39ZM55 146V145H54ZM57 146H59V145H57ZM71 146L72 147H75L76 148V146H75V144L73 145L72 143H71ZM108 146V145H107ZM119 146H121V147H123L122 145H119ZM153 146H155L154 144H153ZM160 146H161V148H160ZM182 146V145H181ZM184 146H182V147H184ZM30 147V146H29ZM36 147V146H35ZM56 147V146H55ZM60 147H62L63 148V146H60ZM91 147V146H90ZM118 147V146H117ZM138 147V148H137ZM177 146H175V148H176ZM246 147V146H245ZM38 148V147H37ZM57 148V147H56ZM62 148H59V149H62ZM67 148V147H66ZM68 148H70V146L68 147ZM92 148H94V146L92 147ZM102 148V147H101ZM137 148V149H136ZM160 148V149H159ZM170 148H173V147H170ZM236 149L238 148V146L237 147H235ZM234 148V149H235ZM15 149V148H14ZM34 149V148H33ZM38 149H40V148H38ZM58 149V148H57ZM58 149V150H59ZM70 149H72V148H70ZM70 149H68L69 151H71ZM78 149H81V148H78ZM90 149V148H89ZM119 149H122V148H119ZM118 149V150H119ZM125 149V148H124ZM183 149V148H182ZM214 149V148H213ZM234 150V151H237V150H239V149H241L240 147H239V149H237V150ZM16 150H17V148H16ZM24 150H28L27 148L26 149H23V151ZM40 150H43V149H40ZM45 150V149H44ZM67 150V151H68ZM91 150H93V149H91ZM149 150H151V149H149ZM172 150V149H171ZM199 150V149H198ZM39 151V150H38ZM66 151V152H67ZM73 151V150H72ZM81 151V150H80ZM117 151V150H116ZM120 151V150H119ZM123 150H121L120 152H122ZM143 151V150H142ZM144 151H146V150H144ZM185 151V150H184ZM219 151V150H218ZM233 151V152H234ZM239 151H241V150H239ZM56 152V151H55ZM76 152V151H75ZM92 152V151H91ZM97 153H98V151H96ZM137 152H138V154L140 153V155H138L137 154ZM198 152H202V151H198ZM216 152V151H215ZM18 153V152H17ZM16 153V154H17ZM41 153V152H40ZM43 153V152H42ZM50 153H52V152H50ZM63 153V152H62ZM71 154H72V152H70ZM78 153H80V152H78ZM81 153H83V151H81ZM81 153H80V155H81ZM89 153H90V151H89ZM115 153V152H114ZM117 153H119L118 151H117ZM188 153V152H187ZM238 153V152H237ZM21 154V153H20ZM28 154V153H27ZM36 154V153H35ZM44 154V153H43ZM57 154H58V152H57ZM65 154V153H64ZM63 154V157H66L68 154H65L64 155ZM146 154V153H145ZM168 154V153H167ZM197 154H199V153H197ZM212 154V153H211ZM235 154V153H234ZM233 154V156L235 157V156H237L236 154L234 155ZM24 155H26V154H24ZM24 155H20V156H24ZM41 155V154H40ZM39 155V156H40ZM49 154L47 153V156H48ZM51 155V154H50ZM73 155V154H72ZM71 155V156H72ZM79 155V156H80ZM119 155H122V154H120L119 153ZM232 155V154H231ZM230 155V156H231ZM14 156H15V153H14ZM13 156V158H15ZM19 156V157H20ZM30 156V155H29ZM47 156H45V157H47ZM76 155H74V157H75ZM83 156H85V155H83ZM86 156H89V155H86ZM85 156V157H86ZM92 156V155H91ZM167 156V155H166ZM195 156H197V155H195ZM27 157V156H26ZM34 157V156H33ZM54 157V156H53ZM61 157V160H62V156H60ZM68 157V156H67ZM66 157V158H67ZM146 157V156H145ZM188 157V156H187ZM192 157H194V156H192ZM205 157V156H204ZM208 157V156H207ZM232 157V156H231ZM22 158V157H21ZM20 158V159H21ZM24 158V157H23ZM73 158V157H72ZM71 158V159H72ZM79 158V157H78ZM244 158V157H243ZM249 158V157H248ZM25 159V158H24ZM24 159H22V160H24ZM34 159V158H33ZM47 159V158H46ZM57 159V158H56ZM58 159H60V158H58ZM67 159H69V158H67ZM70 159V160H71ZM75 160H76V158H74ZM74 159H72V160H74ZM81 159H83V158H81ZM167 159V158H166ZM193 159V158H192ZM236 159V158H235ZM237 159H238V157H237ZM236 159V160H237ZM164 160V159H163ZM239 160V159H238ZM242 160V159H241ZM36 161H38V160H36ZM64 161V160H63ZM119 161V162H120ZM182 161V160H181ZM240 161V160H239ZM243 161V160H242ZM246 161H249V160H247L246 159ZM31 162V161H30ZM44 162V161H43ZM50 162L52 163V161L50 160ZM57 162V161H56ZM66 162V161H65ZM71 162V161H70ZM78 162H80V160L78 161ZM94 162H96V161H94ZM118 162V163H119ZM160 162H161V160H160ZM159 162V163H160ZM163 162V161H162ZM19 163V162H18ZM22 163V162H21ZM24 163H25V161H24ZM39 162H37L34 166H36L37 164H38ZM50 163V164H51ZM69 163V162H68ZM72 163V162H71ZM118 163H117V165H118ZM165 163V162H164ZM240 163H241V161H240ZM247 163H249V162H247ZM11 163H9V165H10ZM59 164V163H58ZM78 164V163H77ZM107 164V163H106ZM109 164V163H108ZM108 164H107V166L106 167H108ZM116 164V163H115ZM119 164V165H120ZM239 163L237 162V165H238ZM251 163H249V165H250ZM20 165V164H19ZM24 165H26V164H24ZM23 165V166H24ZM54 165V164H53ZM73 165V164H72ZM75 165H76V163H75ZM110 165H112V164H110ZM110 165H109V167H110ZM159 167H160V165H163V164H157ZM164 165H166V164H164ZM240 165H243V164H240ZM6 166V165H5ZM23 166H21V167H23ZM81 166H83V165H81ZM81 166H77V167H81ZM99 166V165H98ZM157 166V167H158ZM244 166V165H243ZM242 166V167H243ZM246 166V165H245ZM244 166V167H245ZM7 167V166H6ZM21 167H19V168H21ZM33 167V166H32ZM38 167V166H37ZM44 168L45 167H47L46 165L45 166H43ZM52 167V166H51ZM50 167V168H51ZM53 167H55L56 168V165H54ZM154 167V166H153ZM156 167V166H155ZM159 167H158V169H159ZM162 167H164V166H162ZM162 167H160V168H162ZM209 167H212V165L211 166H209ZM243 167V168H244ZM11 168V167H10ZM15 168V167H14ZM49 168V169H50ZM83 168V167H82ZM91 168V167H90ZM88 169V170H91V169ZM94 168H97V167H94ZM94 168L92 169L93 171H94ZM145 168V169H144ZM194 168V167H193ZM234 168V167H233ZM240 168V167H239ZM12 169V168H11ZM16 169V168H15ZM36 169V168H35ZM38 169V168H37ZM47 169H48V167H47ZM69 169H70V167H69ZM68 169V170H69ZM80 169V172L82 171V170H84V168L83 169H81V168H79ZM106 168H104V170H105ZM108 169V168H107ZM148 169V168H147ZM217 169V168H216ZM241 169V168H240ZM248 169V168H247ZM7 170H8V168L6 169V171L5 172H7ZM19 170H21V169H19ZM32 170V169H31ZM34 170V169H33ZM51 170V169H50ZM49 170V171H50ZM53 170V169H52ZM60 170H62V169H60ZM59 170V171H60ZM87 170V169H86ZM109 170V173H108V176L107 177H104V179L102 180V179H99L98 177H99V175H98V177L96 178V179H98V180H102L101 182H103V183H100L101 185L99 186V188H98V193L97 194H95V198L94 199H92L90 196H89V198H91V200L90 201H87L86 203L88 204H84V206L86 205V206H93V209L91 210V211H95L96 210V208L99 206H103L104 205V207L106 208L107 206H105V204H107V203H109V197H107V196H109V195H107L106 193L107 192H110V191H112V190H114V189H116V188H118V187H122V186H118V185H120L119 183H122L123 181H129V182H131L130 181V179H133L132 177L133 176H130L129 177V175H127V176H124L123 174H121L120 173V171L118 170V171H116L115 173H113L112 171H115L114 169L112 170V171H110ZM152 170H153V168H152ZM232 170H234V169H232ZM243 170V169H242ZM249 170V169H248ZM1 171H2V169H1ZM15 172L16 171H18V170H14ZM22 171H23V169H22ZM28 171V170H27ZM37 171H39V170H37ZM44 171V170H43ZM43 171L41 172V173H43ZM63 171V170H62ZM85 171V170H84ZM140 171V172H139ZM161 171V170H160ZM206 170H204V172H205ZM238 171H239V169H238ZM237 170H236V173L238 172ZM245 171V170H244ZM20 172V171H19ZM34 172H36V171H34ZM47 172V171H46ZM55 171H52V173H54ZM74 172H75V169H74ZM104 172H106V171H104ZM110 172H111V174H110ZM147 172V171H146ZM153 172H155V170L153 171ZM204 172H202V174L204 173ZM209 172V171H208ZM212 172H213V169H212ZM241 172V171H240ZM248 172V171H247ZM9 173V172H8ZM30 173V172H29ZM28 173V174H29ZM38 173V172H37ZM51 173V175H54V174H52ZM61 173V172H60ZM76 173V172H75ZM84 173V172H83ZM86 173V172H85ZM88 173V172H87ZM94 173V172H93ZM158 173H159V171H158ZM160 173H162V172H160ZM209 173H211V171L209 172ZM215 174L217 173L216 171L214 172ZM227 173V172H226ZM239 173V172H238ZM1 174V173H0ZM46 174V173H45ZM44 174V175H45ZM59 174V173H58ZM90 174V173H89ZM106 174V173H105ZM147 174H148V172H147ZM151 174V173H150ZM150 174H149V176H150ZM201 174V173H200ZM207 174V173H206ZM212 174V173H211ZM18 175V174H17ZM20 175V174H19ZM60 175V174H59ZM80 175H82L81 173H80ZM152 175V174H151ZM153 175H155V174H153ZM158 175V174H157ZM196 175H199L198 173L196 174ZM205 175V174H204ZM210 175V174H209ZM212 175H214V174H212ZM211 175V176H212ZM26 176V175H25ZM25 176H23V177H25ZM31 176H33V174H31ZM65 176H66V174H65ZM74 176H79V175H77V173H76V175H74ZM85 176V175H84ZM145 176V175H144ZM149 176H147V177H149ZM228 176V175H227ZM245 176H247V175H245ZM9 177H10V175H9ZM8 177V178H9ZM20 177H21V175H20ZM34 177H35V175H34ZM38 177V176H37ZM41 178H43L42 176H40ZM51 177H53V176H51ZM55 177V176H54ZM62 177H64V176H62ZM87 177V176H86ZM88 177H90V176H88ZM146 177V178H147ZM151 177V176H150ZM155 177H156V175H155ZM158 177V176H157ZM202 177V176H201ZM206 177H208V176H206ZM14 178V177H13ZM40 178V179H41ZM92 178V177H91ZM95 178V177H94ZM192 178H193V176H192ZM241 178V177H240ZM239 178V179H240ZM37 179V178H36ZM39 179V180H40ZM45 179V178H44ZM42 180V181H45V180ZM75 179V178H74ZM148 179V178H147ZM193 179H195V178H193ZM198 179V178H197ZM213 179H215V178H213ZM252 179V178H251ZM8 180V179H7ZM20 180V179H19ZM32 180V179H31ZM30 180V181H31ZM34 180V179H33ZM51 180V179H50ZM50 180H48V182L50 181ZM63 180V179H62ZM68 180V179H67ZM144 180H145V178H144ZM217 180V179H216ZM236 180H238V179H236ZM17 181V180H16ZM35 181V180H34ZM42 181H40V182H42ZM141 181H142V179H141ZM206 181V180H205ZM208 181V180H207ZM210 181V180H209ZM18 182V181H17ZM21 182V181H20ZM51 182V181H50ZM84 182V181H83ZM99 182V181H98ZM182 182V181H181ZM191 182V181H190ZM192 182H193V180H192ZM244 182H246V181H242L241 180V183H244ZM5 183V182H4ZM11 183V182H10ZM23 183H24V185H26V183L25 182H23L22 181V187H23ZM37 182H35V184H36ZM47 183V182H46ZM45 183V184H46ZM197 183V182H196ZM204 183V182H203ZM239 183H240V181H239ZM20 184V185H21ZM32 184V183H31ZM34 184V183H33ZM42 184V185H44V186H46V187H48L47 185L48 184ZM49 184H51V183H49ZM66 184V183H65ZM64 184V185H65ZM77 184V183H76ZM125 184V183H124ZM133 184V183H132ZM205 184V183H204ZM245 184V183H244ZM5 185H7V183L5 184ZM9 185H11V184H9ZM15 185H16V183H15ZM39 185H41V184H39ZM73 185V184H72ZM134 185V184H133ZM179 185H181V184H179ZM183 185H184V183H183ZM218 185V184H217ZM1 186V185H0ZM34 185H32V187H33ZM70 186H71V184H70ZM74 186H76V185H74ZM208 186V185H207ZM214 186V185H213ZM3 186H1L0 187V189L2 188ZM27 187V186H26ZM29 187H30V184H29ZM31 187V188H32ZM51 187V186H50ZM50 187H48V188H50ZM67 187V186H66ZM135 187V186H134ZM181 187V186H180ZM10 188H13V187H10ZM18 188V187H17ZM31 188H29V189H31ZM34 188V187H33ZM32 188V189H33ZM68 188V187H67ZM75 187H73V188H71L72 190L74 189ZM130 188H133V187H130ZM197 188V187H196ZM212 188V187H211ZM3 189V188H2ZM7 189V188H6ZM21 189V188H20ZM24 189V188H23ZM22 189V190H23ZM38 189H40L39 187H38ZM52 189V188H51ZM50 189V190H51ZM127 190H128V188H126ZM208 189V188H207ZM12 190L13 189H7V192L8 193H6V194H1L0 195V264H68V262H69V260H71V259H69L68 258V256L66 255V250H65V240L66 239H64V236L62 237H60L59 235H56L55 234V232H54V228H53V226L54 225H56V223L54 222V221H52V220H50V217H52V216H54V214H52V216L51 215H49L48 214V212L49 211H43V209H42V202L40 203L39 202V200H40V198H39V200L36 198V197H33V195L32 196H26L27 198H24L23 197V194H19V195H21L22 197H23V199H24V202H22V199H21V202L19 201V203H17V205H13L14 207L12 208V211H11V213H10V211H8L10 208H5L6 207V205H9V203L11 202V198H12V196H11V194H13V193H10V192H12ZM17 190H19V189H17ZM22 190H19L20 192L22 191ZM25 190H27V189H25ZM24 190V191H25ZM68 190V189H67ZM76 190V189H75ZM125 190V189H124ZM131 190V189H130ZM4 190H2V192H3ZM23 191V192H24ZM32 191V190H31ZM42 191V190H41ZM52 191V190H51ZM50 191V192H51ZM74 191V190H73ZM198 191V190H197ZM205 191V190H204ZM239 191V190H238ZM14 192V191H13ZM22 192V193H23ZM34 192V191H33ZM49 192V191H48ZM67 192V191H66ZM120 192V191H119ZM124 192V191H123ZM126 192V191H125ZM203 192V191H202ZM4 193V192H3ZM27 193H29V191H27ZM25 194V195H28V194ZM58 193H60V192H58ZM57 193V194H58ZM69 193H70V191H69ZM72 193V192H71ZM77 193V192H76ZM115 193V192H114ZM113 193V194H114ZM16 194V193H15ZM34 194V193H33ZM42 194H45V193H42ZM54 194V193H53ZM73 194V193H72ZM109 194V193H108ZM237 194V193H236ZM90 195V194H89ZM107 195V196H106ZM204 195V194H203ZM35 196H36V194H35ZM42 196V195H41ZM47 197H48V195H46ZM56 196V195H55ZM94 196V195H93ZM111 196V195H110ZM126 196V195H125ZM241 196H243V195H241ZM51 197V196H50ZM54 197V196H53ZM74 197H75V195H74ZM120 197V196H119ZM239 197V196H238ZM86 198H88V196L86 197ZM118 198V197H117ZM240 198V197H239ZM46 199V198H45ZM51 199V198H50ZM74 200H75V198H73ZM111 199V198H110ZM14 201L15 200H13V203H14ZM124 201H126V200H124ZM198 201V200H197ZM46 202V204H48V202L49 201H45ZM45 202H44V204H45ZM53 202V201H52ZM64 202V201H63ZM116 202V201H115ZM19 204V205H18ZM61 204V203H60ZM115 204V203H114ZM95 205L97 206V207H95ZM118 205V204H117ZM190 205V204H189ZM246 205H248V204H246ZM249 205H250V203H249ZM47 206H49V205H47ZM46 206V207H47ZM192 206V205H191ZM198 206H199V204H198ZM8 207V206H7ZM10 207V206H9ZM111 207V206H110ZM186 207V206H185ZM193 207V206H192ZM262 207H264V206H262ZM84 208V207H83ZM86 208V207H85ZM84 208V209H85ZM88 208V207H87ZM105 208L103 209V207H102V209L103 210H105ZM83 209V210H84ZM97 209H99L100 210V208H97ZM186 209V208H185ZM52 210H54V209H52ZM51 210V211H52ZM87 210V209H86ZM85 210V211H86ZM108 210V209H107ZM262 210V209H261ZM264 210V209H263ZM188 211V210H187ZM80 212H82V210H80ZM107 212V211H106ZM112 212V211H111ZM263 213V212H262ZM82 214V213H81ZM257 214H259V212H257ZM255 215V214H254ZM261 215L262 214H260L259 216H260V218H262L261 217ZM257 216V215H256ZM263 216V215H262ZM56 216H54V218H55ZM57 218V217H56ZM250 218H252V216L250 217ZM253 219V218H252ZM257 220V219H256ZM260 220V219H259ZM262 220H263V218H262ZM243 221H244V219H243ZM251 221V220H250ZM53 222L55 223L54 225H53ZM259 222H261V221H259ZM258 222V223H259ZM249 224V223H248ZM260 224V223H259ZM262 224V223H261ZM263 226V225H262ZM260 227V226H259ZM57 228H59V227H57ZM260 228H262V227H260ZM260 228H258L259 229V232L260 231H262ZM252 229V228H251ZM254 229V228H253ZM256 229V228H255ZM263 229V228H262ZM55 230H58V229H56L55 228ZM253 231V233H255V231L254 230H252ZM251 231V232H252ZM258 231V230H257ZM249 233H250V231H249ZM261 233V232H260ZM264 233V232H263ZM262 233V234H263ZM248 234V233H247ZM261 234V235H262ZM229 235V234H228ZM251 235V234H250ZM254 235H257V234H254ZM258 235H259V233H258ZM245 236H243L242 238H244ZM253 237V236H252ZM262 236H260V238H261ZM264 237V236H263ZM254 238H255V236H254ZM260 238H259V240H260ZM228 239H230V237H228ZM232 239V238H231ZM245 239V238H244ZM251 239V238H250ZM68 240V239H67ZM66 240V241H67ZM264 241V240H263ZM68 242V241H67ZM228 242V241H227ZM252 242H254V241H252ZM250 243V242H249ZM257 243H259V241L257 240ZM264 243V242H263ZM68 244V243H67ZM227 244H229V243H227ZM233 244V243H232ZM232 244H230V245H232ZM252 245H253V243H251ZM248 245H250V244H248ZM256 245V244H255ZM259 246H260V243L258 244ZM264 245V244H263ZM236 246V245H235ZM261 247V249H259V252H260V254H259V258H260V264H264V246H260ZM249 248H250V246H249ZM252 248H254V247H252ZM256 248H258V247H256ZM256 248H254V250L253 251H255V249ZM237 251H238V249H237ZM258 251V250H257ZM248 252H249V250H248ZM248 252H246V253H248ZM256 252V251H255ZM96 253V252H95ZM254 253V252H253ZM67 254H69V253H67ZM249 255V254H248ZM248 255H246V256H248ZM236 256V255H235ZM72 258V257H71ZM243 258V257H242ZM258 258V257H257ZM254 259V258H253ZM220 260V259H219ZM257 260V259H256ZM70 262H72V261H70ZM70 262H69V264H70ZM256 262V261H255ZM73 263V262H72ZM218 263V262H217ZM216 264V263H215ZM256 264V263H255ZM258 264V263H257Z\"/></svg>",
  "mask_w": 264,
  "mask_h": 264
},
{
  "label": "snow or ice",
  "instance_id": "obj_3",
  "mask_svg": "<svg viewBox=\"0 0 264 264\" xmlns=\"http://www.w3.org/2000/svg\"><path fill=\"white\" fill-rule=\"evenodd\" d=\"M117 239L119 240L120 238L118 237Z\"/></svg>",
  "mask_w": 264,
  "mask_h": 264
}]
</instances>
